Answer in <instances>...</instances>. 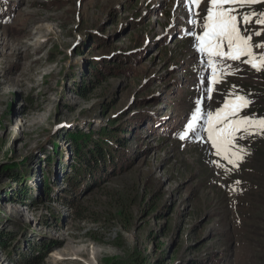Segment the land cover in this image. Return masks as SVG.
Returning <instances> with one entry per match:
<instances>
[{
	"label": "rangeland",
	"instance_id": "1",
	"mask_svg": "<svg viewBox=\"0 0 264 264\" xmlns=\"http://www.w3.org/2000/svg\"><path fill=\"white\" fill-rule=\"evenodd\" d=\"M0 5V264H23L24 252L44 244L41 264H200L201 257L264 264V134L242 139L229 163L204 131L212 102L244 91L233 81L259 96L240 115L264 104V67L227 79L243 56L226 60L230 74L213 99L203 96L213 74L192 34L203 33L202 16L197 27L185 25L182 0ZM253 6L264 13V0ZM96 33L103 48L94 46ZM120 52L136 61L102 79L92 74L93 58ZM251 89L241 95L248 99ZM197 99L201 118L181 139ZM135 115L139 127L124 131L134 163L69 190L76 159L69 133H97L113 118L120 127Z\"/></svg>",
	"mask_w": 264,
	"mask_h": 264
},
{
	"label": "snow or ice",
	"instance_id": "2",
	"mask_svg": "<svg viewBox=\"0 0 264 264\" xmlns=\"http://www.w3.org/2000/svg\"><path fill=\"white\" fill-rule=\"evenodd\" d=\"M262 0H210L211 7L205 3L204 11L206 16L203 18V33L195 36L198 41L197 50L207 57L206 64L211 69L213 76L208 78V86L205 96L208 100L213 99L214 85L222 81L223 76L230 74L222 67L226 60H240L247 57L244 61L251 65L257 71L264 67V54L257 56L254 48H264V40L253 44V33L248 32L245 27L242 32V25L255 23L264 26V13L240 12L239 8L244 5H255ZM189 11L194 17L189 21L193 28L197 27L199 21L197 13L192 9L194 5L199 8L201 0H187ZM227 6V7H226ZM255 20L253 21V18ZM191 32V29L189 30ZM264 34V28L255 31L254 35L259 37ZM227 49V50H225ZM219 61V63H218ZM204 103L202 99H197L194 106V112L191 116V122L186 124V131L180 134V138L187 137L189 131H195V122L201 118ZM251 100L243 95H236L234 99L225 101L222 108L217 109L215 113H207V126L204 131L207 133L208 141L216 149L217 156H222L229 163H235L231 156H237L232 152L238 139L253 134V127L264 134V118L253 116H241L242 109L251 104ZM240 134L239 136L237 134ZM243 159V157H239ZM220 166V165H218Z\"/></svg>",
	"mask_w": 264,
	"mask_h": 264
},
{
	"label": "trees",
	"instance_id": "3",
	"mask_svg": "<svg viewBox=\"0 0 264 264\" xmlns=\"http://www.w3.org/2000/svg\"><path fill=\"white\" fill-rule=\"evenodd\" d=\"M94 36V42H96L94 46L103 48L106 45V40L99 33H96ZM131 61H136L133 53L120 52L112 56L102 55L91 60L90 68L94 76L102 79L106 77L111 69L117 70L116 66L128 67L126 64ZM115 120L116 118L110 119V123L103 125L97 133L93 130L89 133L83 131L69 133V137L71 136L75 142L73 146L76 151V159L73 163V174L67 177V183L71 186L67 190H75L77 192V187H80L79 190L82 191L87 186L98 183L97 180L99 178L103 179L109 176L114 169L123 170L134 163V158L130 155L127 148L124 131L126 128L130 130L134 126L139 127V118L137 115L132 116L120 127H115ZM107 166L108 168L106 169ZM49 184L50 182L46 181L45 190L47 194L52 190ZM162 214L163 212L160 213V216ZM38 248L39 253L33 251L31 255L25 256L24 252L21 255L20 262H23V264H41L49 247L47 244H44ZM200 264L218 263L214 258L209 260L206 257H201Z\"/></svg>",
	"mask_w": 264,
	"mask_h": 264
}]
</instances>
